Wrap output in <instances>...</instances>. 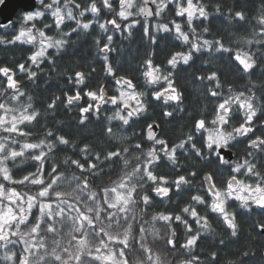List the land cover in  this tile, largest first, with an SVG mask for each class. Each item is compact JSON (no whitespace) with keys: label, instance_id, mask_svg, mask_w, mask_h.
I'll return each instance as SVG.
<instances>
[{"label":"clouds","instance_id":"1","mask_svg":"<svg viewBox=\"0 0 264 264\" xmlns=\"http://www.w3.org/2000/svg\"><path fill=\"white\" fill-rule=\"evenodd\" d=\"M0 264H264V0H0Z\"/></svg>","mask_w":264,"mask_h":264},{"label":"water","instance_id":"2","mask_svg":"<svg viewBox=\"0 0 264 264\" xmlns=\"http://www.w3.org/2000/svg\"><path fill=\"white\" fill-rule=\"evenodd\" d=\"M12 2L15 4V6H18V7H23L25 9L29 7V0H12ZM14 10L15 9L13 8L12 11L14 12Z\"/></svg>","mask_w":264,"mask_h":264}]
</instances>
